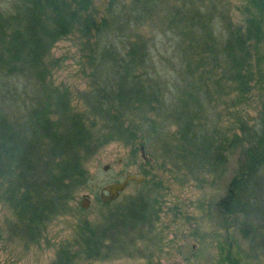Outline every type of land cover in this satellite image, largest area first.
Here are the masks:
<instances>
[{
  "label": "trees",
  "instance_id": "16d2710c",
  "mask_svg": "<svg viewBox=\"0 0 264 264\" xmlns=\"http://www.w3.org/2000/svg\"><path fill=\"white\" fill-rule=\"evenodd\" d=\"M169 1L109 0L99 19L94 0H14L13 11H0L2 100L25 110L18 116L0 107V203L16 216V235L35 243L53 221L73 213L77 194L91 181L89 165L107 145L130 146L135 163L139 145L151 150L165 139L160 162L150 153L143 159L142 191L102 210L96 222L80 219L52 264H91L121 228L158 213L156 188L148 186L157 180L151 171L157 162L203 181L201 174L225 175L239 151L242 160L218 207L245 222L264 213V106L253 125L244 113L264 80V0H248L249 15L239 25L219 12V35L215 0L206 13L203 0ZM156 2L168 14L165 23H150ZM147 22L174 36L171 74L157 67L149 38L135 36ZM73 34L90 69L83 111L70 88L55 83L60 62L51 57ZM98 201L113 202L99 195Z\"/></svg>",
  "mask_w": 264,
  "mask_h": 264
},
{
  "label": "rangeland",
  "instance_id": "374dc122",
  "mask_svg": "<svg viewBox=\"0 0 264 264\" xmlns=\"http://www.w3.org/2000/svg\"><path fill=\"white\" fill-rule=\"evenodd\" d=\"M129 1L123 0L125 4ZM215 1L217 3L213 25L218 35L219 25L224 24L219 12L230 15L236 25L242 23L249 15V11L245 9L248 0ZM219 1L222 3L220 7ZM13 2L14 0H0V11H13ZM108 2L109 0H94L93 12L98 19L106 15ZM199 2L202 12L206 13L211 1ZM169 3L172 4L173 0ZM164 7L168 8L167 5ZM153 9L150 23H165L168 14L162 6L156 2ZM252 11L255 13L254 8ZM150 23L147 22L140 26L141 29H136L138 33L135 36L141 34L144 38H149L152 45L154 44L152 54L157 67L163 70V73L171 74L173 71L168 62L174 55V36L170 32L162 33ZM51 57L60 62V67L54 75L55 83L67 85L72 91L74 106L83 111L85 108L80 97L92 89L87 57L81 51L78 36L73 34L59 41L51 51ZM261 68L264 69L263 64ZM256 84L251 101L244 106L245 116L251 125L259 121L260 111L264 106V80L257 81ZM2 93L0 86V107L4 106L11 114L18 116L25 113L24 109H17L13 105L16 100L12 101V104L4 103ZM173 129L174 127H170V130ZM164 140L161 136L158 145L151 147V150L139 145V155L135 163H132L131 147L122 143H111L100 150L89 165V185L77 194L73 202V213L53 221L35 243L24 236L16 235L12 227V224L16 225V216L11 209L0 203V264H52L59 246L73 238L80 219L96 222L102 210L119 201L126 202L142 191V184L131 182L110 206H101L98 201L99 190L103 185L123 180L128 173L142 175L143 159L147 158V153L159 157L161 150L158 146H162ZM142 147L145 156L142 155ZM159 159L156 158L158 162L161 161L160 157ZM241 160L242 155L238 151L230 156L225 175L219 178L201 174L203 181L197 180L193 174L175 168L169 162L166 169L160 168L157 162L151 168L157 180L148 186L153 185L156 188L158 213L154 212L155 214L148 217V222L137 224L134 228L131 225L121 228L119 234L106 241L103 255L91 264H264L263 210H259V215H251L250 227L245 226L244 229L245 220L242 215L237 214L229 218L218 207L219 202L227 195L230 180ZM106 164L110 165L108 171L103 169ZM84 194L91 198V205L87 209L80 207ZM139 207L141 211L145 210L143 202ZM157 214L158 217L155 216ZM248 229L254 231H251V238L246 239L243 230ZM252 245L255 246L254 251L252 250L254 259L249 255ZM241 255L244 257H240Z\"/></svg>",
  "mask_w": 264,
  "mask_h": 264
},
{
  "label": "water",
  "instance_id": "95a60500",
  "mask_svg": "<svg viewBox=\"0 0 264 264\" xmlns=\"http://www.w3.org/2000/svg\"><path fill=\"white\" fill-rule=\"evenodd\" d=\"M142 155L145 156L144 147H142ZM103 169L108 171L110 165H104ZM146 181V176L137 175L134 173H128L123 180L109 182L101 187L99 190V197L105 203L114 201L119 198L121 192H123L131 182L142 183ZM91 205V198L88 194H84L80 206L84 209L89 208Z\"/></svg>",
  "mask_w": 264,
  "mask_h": 264
},
{
  "label": "flooded vegetation",
  "instance_id": "af4514ba",
  "mask_svg": "<svg viewBox=\"0 0 264 264\" xmlns=\"http://www.w3.org/2000/svg\"><path fill=\"white\" fill-rule=\"evenodd\" d=\"M143 183V182H142ZM142 183H139V184H142ZM101 189V188H100ZM122 193V192H121ZM121 195V194H120ZM245 226H249L250 227V223H249V221L248 222H243V228L245 229ZM247 229V228H246ZM243 231H245V234L243 235L246 239H248V238H251V231L253 232L254 230H250V229H248V230H243ZM254 249H255V246L254 245H252V246H250V249H249V255L251 256V258L252 259H254V254H253V251H254ZM220 250H222V246L220 247ZM253 250V251H252ZM232 253V252H231ZM255 253V252H254ZM249 256V257H250ZM219 257L221 258L222 256L221 255H219ZM240 257H244V256H240ZM238 259V258H237Z\"/></svg>",
  "mask_w": 264,
  "mask_h": 264
}]
</instances>
